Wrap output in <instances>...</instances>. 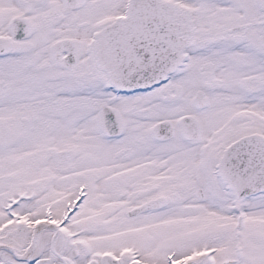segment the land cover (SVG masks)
Masks as SVG:
<instances>
[{
  "label": "snow or ice",
  "instance_id": "snow-or-ice-1",
  "mask_svg": "<svg viewBox=\"0 0 264 264\" xmlns=\"http://www.w3.org/2000/svg\"><path fill=\"white\" fill-rule=\"evenodd\" d=\"M0 264H264V0H0Z\"/></svg>",
  "mask_w": 264,
  "mask_h": 264
}]
</instances>
